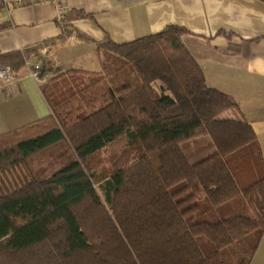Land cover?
<instances>
[{
    "label": "trees",
    "instance_id": "trees-1",
    "mask_svg": "<svg viewBox=\"0 0 264 264\" xmlns=\"http://www.w3.org/2000/svg\"><path fill=\"white\" fill-rule=\"evenodd\" d=\"M187 33L105 38L97 72L40 60L49 115L0 133V264H234L221 255L234 245L235 264L250 263L264 232L263 156L243 115L220 117L238 104L207 85ZM121 137L122 157L97 173L91 160ZM200 137L214 149L191 161L182 144ZM58 142L60 167L38 178L29 157Z\"/></svg>",
    "mask_w": 264,
    "mask_h": 264
},
{
    "label": "crops",
    "instance_id": "crops-1",
    "mask_svg": "<svg viewBox=\"0 0 264 264\" xmlns=\"http://www.w3.org/2000/svg\"><path fill=\"white\" fill-rule=\"evenodd\" d=\"M64 2L71 16L67 30L60 27L49 3L13 6L9 11L1 8L0 65L38 64L44 58L60 70L97 72L101 69L97 46L105 38L123 43L157 33L167 25L183 27L188 33L182 41L202 68L207 85L227 93L238 104L239 108L222 115H243L248 120L264 160V1ZM25 49L30 50L28 56ZM23 63L14 67L13 91L9 95L0 92V121H5L0 126L17 128L49 115L39 81L28 75ZM249 264H264V232Z\"/></svg>",
    "mask_w": 264,
    "mask_h": 264
},
{
    "label": "rangeland",
    "instance_id": "rangeland-1",
    "mask_svg": "<svg viewBox=\"0 0 264 264\" xmlns=\"http://www.w3.org/2000/svg\"><path fill=\"white\" fill-rule=\"evenodd\" d=\"M25 66V62L23 63ZM159 83H155L158 86ZM222 114L220 115V117ZM5 121H0L3 124ZM21 125L22 123H16ZM18 125V126H19ZM17 126V125H15ZM11 125L0 126V133L15 128ZM184 152H186L191 161L199 160L210 154L214 149L211 141L206 137H200L197 139L189 140L182 144ZM127 149L125 138L121 137L114 143L103 149L96 158H93L92 165L96 169L97 173L108 174L114 162L122 157L123 151ZM65 147L61 143H55L48 148L37 152L29 157V165L33 170L34 174L38 178H45L53 174L61 164V156L65 154ZM123 159V158H122ZM223 260L229 263H237L242 259V252L236 245L228 246L221 251Z\"/></svg>",
    "mask_w": 264,
    "mask_h": 264
},
{
    "label": "built area",
    "instance_id": "built-area-1",
    "mask_svg": "<svg viewBox=\"0 0 264 264\" xmlns=\"http://www.w3.org/2000/svg\"><path fill=\"white\" fill-rule=\"evenodd\" d=\"M39 3H49L55 10V17L57 20L64 19L65 15L69 11V6L64 0H0V9L4 8L9 11V7L20 5H34ZM25 67L27 68L28 75L38 80L37 69L38 64H29L25 61ZM17 77L10 65H0V92L9 95L16 86Z\"/></svg>",
    "mask_w": 264,
    "mask_h": 264
}]
</instances>
